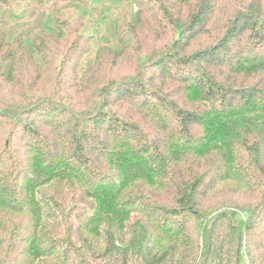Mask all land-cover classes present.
I'll return each mask as SVG.
<instances>
[{
    "label": "trees",
    "instance_id": "16d2710c",
    "mask_svg": "<svg viewBox=\"0 0 264 264\" xmlns=\"http://www.w3.org/2000/svg\"><path fill=\"white\" fill-rule=\"evenodd\" d=\"M55 1L0 0V264H264V0Z\"/></svg>",
    "mask_w": 264,
    "mask_h": 264
},
{
    "label": "rangeland",
    "instance_id": "374dc122",
    "mask_svg": "<svg viewBox=\"0 0 264 264\" xmlns=\"http://www.w3.org/2000/svg\"><path fill=\"white\" fill-rule=\"evenodd\" d=\"M60 1L61 0H56L55 2L58 3ZM51 6L52 5L49 4L42 7V9L40 10L30 12L22 22L17 23V26H20L21 32L29 33L32 29H37L39 27V24L45 21V16L47 15V13H49ZM59 7L62 8L60 5ZM64 13H66L67 16H71L72 11L71 9H65ZM14 25V23H9L10 27H13ZM240 264H247V261L244 257L240 259Z\"/></svg>",
    "mask_w": 264,
    "mask_h": 264
}]
</instances>
